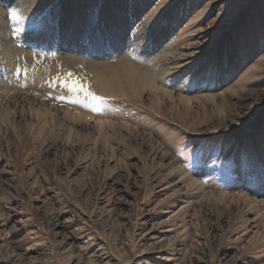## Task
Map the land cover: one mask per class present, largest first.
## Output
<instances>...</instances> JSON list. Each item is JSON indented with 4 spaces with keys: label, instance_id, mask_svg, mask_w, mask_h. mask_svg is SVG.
Segmentation results:
<instances>
[{
    "label": "rangeland",
    "instance_id": "1",
    "mask_svg": "<svg viewBox=\"0 0 264 264\" xmlns=\"http://www.w3.org/2000/svg\"><path fill=\"white\" fill-rule=\"evenodd\" d=\"M24 2L11 38L39 67L18 63L10 98L23 100L0 101V264H264V0ZM69 26L72 51L56 32ZM163 48L158 91L108 96L87 74L145 69ZM68 73L101 111L61 98ZM27 99L84 124L45 123Z\"/></svg>",
    "mask_w": 264,
    "mask_h": 264
},
{
    "label": "bare ground",
    "instance_id": "2",
    "mask_svg": "<svg viewBox=\"0 0 264 264\" xmlns=\"http://www.w3.org/2000/svg\"><path fill=\"white\" fill-rule=\"evenodd\" d=\"M26 3L27 2H24V0H3L2 2L3 5L2 4L0 5V101H4L7 104L12 103V102L16 103L18 102V100H20V98L18 97H14L13 99L10 98V93L12 91L19 90L17 88L18 86H16V83H14V75H15V70H16L15 67H17L18 63L21 65H24L23 67L25 68H32V67L37 68V66L39 67V64L35 63L36 60L34 56L32 55V53H30V56H27V58L24 60L17 55V53L21 54L23 51L22 49L18 50L16 46L13 45L14 41L11 38L12 32H10V25L7 19L8 11L13 10V8H15L16 5H17L16 11L23 12L24 14L30 12V10L32 9ZM71 9L72 8H68L67 11ZM124 10H123V15H120L119 17L121 19L120 22L122 25L121 26L122 29H125L131 24L130 21L125 22L126 19H125ZM66 14L67 13L65 12V15ZM136 16L137 18L140 17L139 12L137 13V11H136ZM158 16L159 15H157L155 12L153 13V18H157ZM132 17L134 18L135 16H132ZM128 19L130 20V18ZM157 24H159V22H157ZM159 28H157V30H159ZM171 28L172 26H170V29ZM170 29L164 30L162 32V35L159 36L157 45H159L160 43H163V41L168 37ZM56 32H58L59 34L58 37L60 38V41L62 38L65 37L64 34H66V32L71 34L70 37H68V39L66 38L64 41H61V45L65 48V50L68 49V51H72L71 45L75 42L74 33H72L74 32V28L69 26L67 27V30L64 29V32H60L59 30H57ZM20 35H24V34H20ZM138 35H140L139 32H138ZM35 37L32 34L31 37L29 38L30 39L29 41L32 43V41H35ZM46 41L47 40H45L44 37L39 36L37 38V45L36 44H31V45L34 46L35 51H44L47 53H51L52 55L56 53V58H52V60L54 61V63L60 62V60H62L63 57L59 56L56 45L47 46V44H45ZM163 49L164 50L158 52V54L157 52L150 53V51L149 53L147 52L148 54H145L144 56V63H146V66L144 67L145 69L139 68L140 66L136 62L128 61L127 65L126 66L124 65L121 71L110 68L106 76L102 75V72H101L102 69H99L102 67L101 64L93 65V66L88 65L89 67H86V69H88L87 74H91V77H92L91 81L93 80L95 82V87L98 88L99 92L107 94L108 96H118L120 95L121 92L124 93L123 89L135 90L137 95L141 92L142 88L158 91L159 87L156 85L153 77H154V73L157 72L156 66L159 65L156 63L162 62V56L160 55L165 51L166 48H163ZM47 60H50V57ZM152 62L155 64H153V66H150V63ZM169 62L171 61L169 60ZM173 64L174 63H170V66ZM192 64H194V62L187 63L188 66ZM69 68L71 69V71H74L75 76L85 71V69H79L78 61L76 58L73 61V63L69 65ZM5 77L7 79L6 81H5ZM22 100L23 99H21L20 101ZM25 101L26 102L28 101L29 110H31L32 114L36 115L37 117L43 118L45 120V123H47V121L51 119L50 121L52 120L60 121L61 120V121H64L65 123H69V125L71 124V125L79 126L80 124H84L83 122H84L85 116L82 118L74 117L72 113L62 111L64 112L65 116L61 117L59 113L57 112H56L57 114L54 112H53L54 114H52L51 111L54 109L51 108L49 105H44L43 103L40 102V100L35 101L32 99H27ZM59 135L61 134L58 132L57 138L59 137ZM40 136H47V134L43 131V134H40ZM61 137L63 138V140L65 139L63 134ZM67 142L69 143V140ZM155 151L156 153L158 152L159 154L158 148H156L154 152ZM190 180L191 178H189V180L186 179V182ZM193 184H195V182L191 183V185ZM237 198H241L242 200L249 203L250 205H254L251 199H249L245 195L239 196Z\"/></svg>",
    "mask_w": 264,
    "mask_h": 264
},
{
    "label": "snow or ice",
    "instance_id": "3",
    "mask_svg": "<svg viewBox=\"0 0 264 264\" xmlns=\"http://www.w3.org/2000/svg\"><path fill=\"white\" fill-rule=\"evenodd\" d=\"M11 19L13 21H21L24 18L18 11L13 10L11 13ZM68 77L71 79V83L64 81L63 87H65L71 95L61 98L68 99L70 103L79 104L84 108H90L92 111H101L100 104L103 102L104 98L92 92L90 86L86 83H82L79 78H73L72 73H68ZM79 94H83L84 97L88 98V102L80 99Z\"/></svg>",
    "mask_w": 264,
    "mask_h": 264
}]
</instances>
